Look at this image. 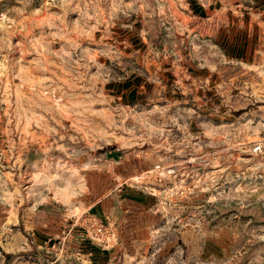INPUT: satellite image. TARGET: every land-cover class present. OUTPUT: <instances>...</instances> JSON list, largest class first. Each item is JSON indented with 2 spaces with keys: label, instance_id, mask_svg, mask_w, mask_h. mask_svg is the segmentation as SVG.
<instances>
[{
  "label": "rangeland",
  "instance_id": "obj_1",
  "mask_svg": "<svg viewBox=\"0 0 264 264\" xmlns=\"http://www.w3.org/2000/svg\"><path fill=\"white\" fill-rule=\"evenodd\" d=\"M0 264H264V0H0Z\"/></svg>",
  "mask_w": 264,
  "mask_h": 264
}]
</instances>
